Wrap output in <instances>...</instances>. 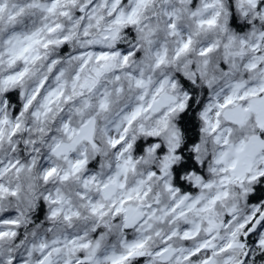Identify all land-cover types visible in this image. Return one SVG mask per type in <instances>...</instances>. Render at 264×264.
Instances as JSON below:
<instances>
[{"label": "clouds", "instance_id": "obj_1", "mask_svg": "<svg viewBox=\"0 0 264 264\" xmlns=\"http://www.w3.org/2000/svg\"><path fill=\"white\" fill-rule=\"evenodd\" d=\"M264 0H0V264H264Z\"/></svg>", "mask_w": 264, "mask_h": 264}, {"label": "snow or ice", "instance_id": "obj_2", "mask_svg": "<svg viewBox=\"0 0 264 264\" xmlns=\"http://www.w3.org/2000/svg\"><path fill=\"white\" fill-rule=\"evenodd\" d=\"M261 243H264V240H262Z\"/></svg>", "mask_w": 264, "mask_h": 264}]
</instances>
